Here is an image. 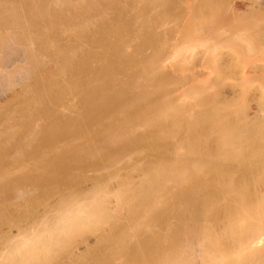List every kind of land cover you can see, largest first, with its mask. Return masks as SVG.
Here are the masks:
<instances>
[{
  "label": "bare ground",
  "instance_id": "obj_1",
  "mask_svg": "<svg viewBox=\"0 0 264 264\" xmlns=\"http://www.w3.org/2000/svg\"><path fill=\"white\" fill-rule=\"evenodd\" d=\"M125 1L122 0L124 5H121V0H0V125L3 124L0 137L2 145L9 141L16 145H12L14 151L10 150L16 153L11 154L14 157L10 165L0 167V264H264V2L253 0L262 6L250 2L242 13L247 14L242 17L250 22L240 27L235 18L221 26L223 20L219 22L214 14L223 10L219 4V10L211 6L214 0L183 1L196 14L208 11L213 15L204 28L210 37H227L224 42L230 39L226 35L234 29L242 33L248 31L253 37L254 63L253 69L250 68L254 73V90L249 91L253 92L251 95L241 90V95H237L242 101L234 103L230 97L236 92L232 91L230 96L223 93L224 96L214 85V90L209 88L211 92L208 88L199 92L195 89L197 96L190 93L188 100L192 102H174L171 96L141 110V105H134L135 98L140 96L137 93V97L131 96L137 92L142 78H138V82L132 74L133 80H126V86L119 82L124 83V88L119 89L114 88L118 81L116 75L128 70L129 64H135L138 77L150 80V74L158 75L167 57L175 54L173 39L203 31L197 27V20H183L182 28L174 25L157 38L150 35L141 41L140 50L147 45L153 48L148 57L139 59L143 56L140 50L138 57L126 55L124 45L134 31L138 13L123 20L129 6ZM129 1L132 7L134 2L132 5ZM142 1L147 4L149 0ZM108 13L112 17L107 21ZM98 21L96 36L92 28ZM160 25L166 28L167 24ZM226 26L234 29L227 32ZM67 39L75 44L67 43ZM84 41L90 45L103 42L101 44L106 46L100 54L94 50L98 53L96 57L103 60L97 69L95 65L94 68L87 66L89 57L95 54L86 53L85 48L89 46L86 44L85 51L81 50ZM182 49L189 50L188 47ZM226 60L227 64L231 63ZM243 71V77H247V71ZM99 76H102L100 85L91 86ZM61 80H66V86ZM7 91H11L12 101L16 100L17 104L11 100L3 102L2 96L5 97ZM74 94L81 97L83 113L74 118L51 119L53 102L62 106L64 97ZM200 94L201 101L191 99ZM127 95L134 100L129 98L130 101ZM101 115L105 117L103 120L99 119ZM43 117L50 118L47 125ZM93 119L99 122L100 132L91 133L87 129V121ZM20 123L24 126L21 134L17 131ZM41 123L45 124L43 128L39 126ZM37 135L40 137L35 140ZM82 137H89L88 142L100 143L104 148L97 152L91 142L87 143L101 157L94 162L91 160L93 164H87L89 158L85 159V154H97L86 144L81 146L85 143ZM77 138L83 142L78 143L79 148L86 149H75L73 144L81 141ZM72 139L77 140L72 143ZM170 140L174 141L170 143ZM139 144L156 149V159L149 158L144 164L137 162L133 166L134 162H129L132 159L127 161L129 166L122 161L127 167L123 168V164L120 167L125 171L118 172L120 167H117L111 174L117 178L116 183L95 177L89 187L82 186V172L74 173L76 176L70 174L67 165L70 159L66 165L61 160L62 155L73 151L79 161L84 160L80 162V169L97 170L100 164L104 168L121 163L128 150H133L130 147ZM27 145L32 148L35 145V148L29 151ZM134 150L132 154L130 151L128 159L133 157ZM54 160H61L63 164H44L55 163ZM105 168L102 172L108 170ZM22 200L29 201V206L23 210ZM6 224L9 231L4 227ZM88 233L93 234L94 239L86 236Z\"/></svg>",
  "mask_w": 264,
  "mask_h": 264
},
{
  "label": "rangeland",
  "instance_id": "obj_2",
  "mask_svg": "<svg viewBox=\"0 0 264 264\" xmlns=\"http://www.w3.org/2000/svg\"><path fill=\"white\" fill-rule=\"evenodd\" d=\"M120 1V0H119ZM124 1V0H123ZM128 1L129 0H126L125 2H127V3H125V5L127 4V5H129L128 6V10L125 12L126 13V15L124 14V17H123V20H127V18L129 19V17L130 18H133L131 15H133V14H137V16H136V18H135V15H134V18H135V23H134V27H133V33L132 34H130L129 36H128V38H130V39H128V38H126V39H128V40H126V45H124L123 47H124V52H125V54L127 55H134V54H136V55H134L135 57H138L139 56V54L140 55H143V56H139L138 58L140 59H144L145 57L144 56H146V57H148V55H150V53H152L153 51H152V47H150V46H145L144 47V49L143 48H141V50L139 49L140 47H142L141 46V41H143L144 39H145V37L146 38H149L148 36H152L153 38H157V37H159V36H161V34H163V30H165V29H168V30H170V28H172L174 25L175 26H181L180 28H182L183 27V20H188V21H192V20H197V23H198V25H197V27L200 29V28H202V29H200L201 31H203L202 33H198V34H194V35H192V36H190V37H187V38H182V39H173L172 41H175V45H176V48H175V54H173V56H171V57H167V59H166V63L164 64L165 66H163V68H161L158 72V75L157 74H155V77H154V74H153V76L150 74V76H149V78H150V80L153 78L154 79V82L155 83H153V79L150 81V80H148V81H145L146 80V78L144 79L143 77H138L139 75H137L136 73H137V68H136V66H135V64H132V65H134V67L131 65V64H129L128 66H127V69L128 70H124V72H122V73H117V74H119V75H116V77L118 78L117 80V84L116 83H114V84H116V85H114V88H115V86L117 87V88H124V87H122V85L125 83V86H126V84H128V82L126 81V80H128V79H132V77L134 78V75H132V74H135L136 75V77L134 78L136 81H138L139 82V79L138 78H142V79H140V87L138 86V88H136V89H138L137 90V92L135 91V92H133V96H131V97H133V98H135V97H137V96H135L136 95V93L138 94V96H140L139 98H135L137 101V103L136 104H134L135 105V107L136 106H139V105H141L142 107H140V109L141 110H143L144 108H146V107H152V106H155L156 105V103L158 102H160L162 99L164 100L166 97V99H168V97H171L172 96V99L174 100V102H179V103H186V102H192V101H188L189 99H190V95L192 94V96H197V90H198V92L201 90V89H203V88H210V89H212V88H214L215 86V89L217 88V90H219L220 89V91H217V92H220V94L222 95L223 93L224 94H226V95H231V92L233 91V92H236L235 93V95H234V93L232 94L233 96H231L230 98H231V100L233 99V102L234 103H236V102H241L242 100L240 99V96L239 95H241V90H243V91H245V93H246V90L248 91L247 92V94H250V92L249 91H251L254 87H252L253 86V84L252 83H254V73H253V70H251V68L250 67H252V69H253V64L252 63H254V49H252L253 48V44H252V41H253V37H251V35H249V32L248 31H245L244 33H242L240 30H236V29H228L229 27L228 26H226V28H227V32L229 31V32H231V30H233L231 33H229V34H227L226 36H228V39L229 40H225L224 42L222 41V40H224L225 38H227V37H225L224 39H215L213 36H211L210 37V35L208 34V33H206V31H204V28H205V26H206V24L205 23H207L208 21H209V19H211L212 20V17L210 18V16H213V15H211L208 11H206V12H202V13H194V11L192 10H189L188 9V5L186 4H184V2H185V0H180V1H178V3H177V1L175 0V1H173V0H163L165 3H163V1H161V0H155V1H153V0H149L150 2H154V3H150L148 0V2H149V4H148V2H146L147 4H145V2H144V4H143V1L142 0H139L138 2H137V0H135V1H133V0H131L132 1V5H133V2H134V5L131 7V5L130 4H128ZM131 1H129V3L131 2ZM182 1V3H180ZM184 1V2H183ZM226 1V2H225ZM254 1H257V0H254ZM254 1L253 0H223V1H221V0H214V1H212L213 3L215 2V4H212L211 3V6L212 5H214L215 6V9H218L219 10V8H220V6H221V8L220 9H222L223 10V13H221L220 11H218V13L216 12V14H214V16H217L218 18L217 19H219L220 21L219 22H221L222 20V22H221V26L223 25V26H225V25H228L231 21L230 20H234V18H235V20L237 21L236 22V24H237V26H239L238 25V23L240 24V27L241 26H243V24L245 25V24H248L249 22H248V20H247V18L245 19V16L244 17H242L243 15H245V14H242L243 12H245V10H247V7L248 6H250V2H251V4L252 3H254ZM259 1V0H258ZM261 1V0H260ZM259 1V2H260ZM263 2H264V0H262ZM261 1V2H262ZM121 2H122V0H121ZM119 2L121 5L123 4L124 5V2ZM172 2V3H171ZM221 2V3H220ZM223 2V3H222ZM243 2V3H242ZM161 3V4H160ZM174 3V4H173ZM217 3V4H216ZM256 3V2H255ZM254 3V4H255ZM258 3V2H257ZM257 3H256V5H257ZM160 4V5H159ZM176 4V5H175ZM178 4H180V6H178ZM182 4V5H181ZM220 6H219V5ZM222 4V5H221ZM259 4V3H258ZM147 5V6H146ZM165 5V6H164ZM169 5V6H168ZM218 7H217V6ZM260 5V4H259ZM258 5V6H259ZM262 5H264V3H262ZM262 5H260V6H262ZM137 6V7H136ZM162 6V7H161ZM178 6V7H177ZM213 6V7H214ZM184 7H185V10H184ZM130 8H132V9H130ZM143 8V9H142ZM147 8V9H146ZM150 8H152V9H150ZM186 8H187V10H186ZM136 9V10H135ZM132 11L133 10V12H130V11ZM135 10V11H134ZM139 10H140V12H141V10H142V12H141V14H140V12H139ZM143 10H145V12L143 11ZM221 10V11H222ZM224 10L226 11V12H224ZM242 12H241V11ZM167 11V12H166ZM217 11V10H216ZM174 12V13H173ZM188 12V13H187ZM208 12V13H207ZM220 12V13H219ZM238 12V13H237ZM240 12V13H239ZM112 13V12H111ZM110 13V14H111ZM175 13H177V15H175ZM180 13H182V15L180 14ZM193 13V14H192ZM225 13V14H224ZM227 13V14H226ZM109 13L106 15V17H105V19L108 21V19H110L111 17H112V15H110ZM129 14V15H128ZM143 14V15H142ZM144 14H145V17H144ZM148 14V15H147ZM168 14H170V15H168ZM196 14V15H195ZM213 14V13H212ZM218 14V15H217ZM108 15H109V17H108ZM173 15H175V16H173ZM180 15V17H181V20H180V17H178ZM193 15V16H192ZM240 15V16H239ZM247 15V14H246ZM111 16V17H110ZM142 16V17H141ZM166 16V17H165ZM169 16V17H168ZM173 16V17H172ZM178 17V18H175V17ZM195 16V17H194ZM224 16H226L225 18H224ZM159 17H160V19H159ZM171 17V18H170ZM224 18V19H220V18ZM233 18V19H231V18ZM250 17L252 18L253 17V15L251 16V14H250ZM166 18V19H165ZM168 18H170V19H168ZM173 18V19H172ZM195 18V19H194ZM215 18V20H217L216 19V17H213V19ZM250 18V19H251ZM137 19H141L139 22L140 23H138V21H137ZM156 19H157V21H156ZM168 19V20H167ZM172 19V20H171ZM175 19V20H174ZM146 22H145V21ZM148 20V21H147ZM161 20V22H162V20H164L162 23H164V24H167L166 25V28H165V25H160V27H159V24H162V23H160V22H158V21H160ZM180 20V21H179ZM227 20V21H226ZM247 20V21H246ZM142 21V22H141ZM166 21V22H165ZM169 21H170V23H169ZM174 22V21H177V22H175V23H173L172 24V26H171V23L172 22ZM185 21V22H186ZM215 22V21H214ZM218 22V21H217ZM224 22V23H223ZM241 22V23H240ZM245 22V23H244ZM99 23V21L97 22V23H95L93 26H95V27H93L92 29V32L94 33V34H96L95 32L97 31V24ZM139 25H138V24ZM142 23V24H141ZM135 24H136V27H135ZM151 24V25H150ZM185 24V23H184ZM220 24V23H219ZM218 24V26H220ZM99 25V24H98ZM148 25V26H147ZM157 26L156 28H155V26ZM140 26V27H139ZM159 27V28H158ZM163 29H162V28ZM170 27V28H169ZM94 28H95V30H94ZM142 28V29H141ZM222 28V27H221ZM225 28V27H224ZM225 28V29H226ZM136 29V30H135ZM157 30V31H156ZM158 30L160 31V32H158ZM236 30V32L238 33V34H236L234 31ZM240 31V32H239ZM149 32V33H148ZM162 32V33H161ZM205 32V33H204ZM226 32V33H227ZM248 32V33H247ZM154 33V34H153ZM156 33V34H155ZM240 33V34H239ZM242 33V34H241ZM111 34V33H110ZM135 34V35H134ZM140 34V35H139ZM145 36H144V35ZM235 34V35H234ZM139 35V36H138ZM156 35V36H155ZM237 35H239V36H237ZM96 36H97V34H96ZM155 36V37H154ZM170 36V35H169ZM137 37V38H136ZM144 37V38H143ZM233 37V38H232ZM112 38H113V36H112ZM133 38H135V39H133ZM170 38V37H169ZM111 39V38H110ZM139 39V40H138ZM63 40H66V39H62L61 41H63ZM72 40V39H71ZM132 42H131V41ZM69 40L67 39V43H69V42H71V41H69ZM218 41H221V42H218ZM128 42V43H127ZM136 42H137V45H136ZM215 42V43H214ZM217 42V43H216ZM72 43V42H71ZM73 43L75 44V41H73ZM72 43V44H73ZM87 43H89V44H87ZM87 43H85V41H84V45H83V43H82V45H81V50L83 51L84 50V48L86 47V45L88 46V47H86L85 48V50H86V53L87 52H91V53H94L95 54V56H93L92 58L91 57H89V62L87 63V66H89V67H91V65H92V67L95 65V69H97L99 66H101V62L103 61H101L100 59H98V57H96V54H100V50H102V51H104L103 49L106 47H104L101 43H103V42H97V43H94V45H90V42H87ZM130 43V44H129ZM177 43V44H176ZM214 43V44H213ZM86 44V45H85ZM93 44V43H92ZM96 44H97V46H96ZM98 44H99V46H100V44H101V47H99L98 46ZM211 44V45H210ZM138 45H139V47H138ZM91 46V47H90ZM138 48H137V47ZM210 46H212V48L209 47ZM136 47V48H135ZM148 47V48H147ZM172 47H174V46H172ZM171 47V48H172ZM184 47H188V49L189 50H185V49H182V48H184ZM90 48V50H88ZM152 48V49H151ZM207 48H208V50H207ZM106 49V48H105ZM126 49V50H125ZM132 49H134V50H132ZM84 50V51H85ZM88 50V51H87ZM94 50H96V52H98V53H95L94 52ZM140 50V51H139ZM102 51H101V54H103L102 53ZM140 53H139V52ZM191 51L193 52L194 51V53H191ZM128 52V53H127ZM85 53V52H84ZM131 53V54H130ZM148 54V55H147ZM193 54V55H192ZM196 54V55H195ZM223 54V55H222ZM225 54V55H224ZM81 55H83L82 53H81ZM84 56H85V54H84ZM83 56V57H84ZM223 56V57H222ZM227 56V57H226ZM134 57V58H135ZM231 57V58H230ZM79 58V57H78ZM138 58H136V60H138ZM86 58L84 57V60H85ZM224 59V60H223ZM226 59H229L230 61H231V63H226L225 62V60ZM83 60V61H84ZM96 60V61H95ZM100 60V61H99ZM229 60H226V61H229ZM87 61V59L85 60V62ZM91 62V63H90ZM221 62V63H220ZM93 63V64H92ZM99 63V64H98ZM226 63V64H225ZM89 64V65H88ZM230 64V65H229ZM226 65V66H225ZM131 66V67H130ZM232 66V67H231ZM128 67H130V68H128ZM165 67V68H164ZM94 68V67H93ZM135 68V69H134ZM245 68V69H244ZM131 71H130V70ZM246 70L247 72H246V75H247V77L245 76V77H243L245 74H243V70ZM249 69V70H248ZM162 71V72H161ZM194 71V72H193ZM249 71V72H248ZM126 72V73H125ZM130 72H131V74H130ZM133 72V73H132ZM136 72V73H135ZM161 72V73H160ZM165 73V74H164ZM248 73V74H247ZM251 73V74H250ZM253 73V74H252ZM116 74V73H115ZM122 74V75H121ZM164 76H163V75ZM195 74V75H194ZM243 74V75H242ZM125 75V76H124ZM162 75V76H161ZM170 77H169V76ZM198 75V76H197ZM128 76V77H127ZM160 76V77H159ZM187 78H186V77ZM249 76V77H248ZM253 76V77H252ZM164 77V78H163ZM226 79H225V78ZM148 78V79H149ZM158 78V79H157ZM159 78H161V79H159ZM242 78H244V79H242ZM249 80H248V79ZM96 79V78H95ZM97 79H98V77H97ZM94 80L93 81V83H92V85L91 86H96V85H100V83H101V79H102V76L100 77L99 76V79L98 80H100V81H98V80ZM170 79V80H169ZM178 79H180L181 81H178ZM104 80V79H103ZM103 80H102V82H103ZM120 80V81H119ZM133 80V79H132ZM132 80H130V81H132ZM132 81V82H134V84H135V82L136 81ZM158 80V81H157ZM160 80V81H159ZM178 81V82H175V81ZM186 80V81H185ZM224 80H226V81H228V82H225ZM247 80V81H246ZM62 81V80H61ZM65 81V82H64ZM96 81V82H95ZM126 81V82H125ZM145 81V83H142V82H144ZM165 81V82H164ZM167 81H169V82H167ZM171 81V82H170ZM174 83H173V82ZM183 81V82H182ZM188 81V82H187ZM220 81V82H219ZM223 81V82H222ZM245 81V82H244ZM250 81H252V82H250ZM65 84H64V83ZM98 82V84H96ZM100 82V83H99ZM119 82H124V83H122V85H121V83H119ZM138 82H136V84L138 83ZM242 84H241V83ZM61 83H63L65 86H66V84H67V82H66V80H63ZM119 83V84H118ZM141 83L144 85V86H142V88H141ZM167 85H166V84ZM169 83V84H168ZM170 83H171V85H170ZM176 83H180V85L179 84H177L176 85ZM184 83H185V85H184ZM212 83H215V84H212ZM62 84V85H63ZM155 84V85H154ZM173 84V85H172ZM219 84V85H218ZM222 84V85H221ZM228 84V85H227ZM235 86H233V85ZM235 84H238V85H235ZM246 84V85H245ZM252 84V85H251ZM69 85V84H68ZM118 85V86H117ZM121 85V86H120ZM153 85H154V87H153ZM215 85V86H214ZM227 85V86H226ZM240 85L242 86V88L240 87ZM249 85V86H248ZM156 86H158V87H156ZM165 86V87H164ZM171 86V87H170ZM210 86H213V87H210ZM220 86V87H219ZM225 86V87H224ZM233 86V87H232ZM237 86V87H236ZM239 86V87H238ZM245 87V89H244V87ZM248 86V87H247ZM162 87H164V89L162 88ZM168 87V88H167ZM176 87V88H175ZM227 87V88H226ZM250 87V88H249ZM147 88V89H146ZM161 88V89H160ZM232 88V89H231ZM248 88V89H247ZM139 89H141V90H139ZM150 89V90H149ZM166 89V90H165ZM195 89H197V90H195ZM209 89V90H210ZM226 89H227V91H226ZM230 89V90H229ZM238 89V90H237ZM16 90H18V88L17 89H14V90H11V91H13V92H11V91H7V92H5L4 93V95H5V97L4 96H2V99L4 100L3 102L4 103H6V102H8V103H10V100L12 101V98L11 97H13V95L11 96V93H15V91ZM150 91L149 93L147 92V91ZM156 90V91H155ZM159 90V91H158ZM170 90V91H169ZM195 90V91H194ZM212 90H214V89H212ZM221 90H222V93H221ZM225 90V91H224ZM254 90V89H253ZM252 90V91H253ZM132 91H133V89H132ZM131 91V92H132ZM138 91H140V94H139V92ZM163 91V92H162ZM192 91H193V93H192ZM237 91H239V92H237ZM11 92V93H10ZM142 92V93H141ZM144 92H145V94H144ZM166 92V93H165ZM167 92H168V94H167ZM196 92V93H195ZM210 92H211V90H210ZM214 92V91H213ZM10 93V95H8V94ZM191 93V94H190ZM239 93V95H237ZM253 92H251V94H252ZM130 94V93H129ZM132 94V93H131ZM154 94V95H153ZM159 94V95H158ZM165 94V95H164ZM223 94V95H224ZM250 94V95H251ZM152 95V96H151ZM157 95H158V97H157ZM161 95V97H159ZM229 95V96H230ZM250 95L248 96V97H250ZM69 96H71V97H73V98H71V97H68V96H65L64 97V99H63V101H65L66 102V104H65V102H63L62 103V106L64 107H62L61 105L60 106H57V105H59V104H57V105H55V103L53 102V104L51 105V106H54L55 108H53V107H51L52 109H53V114H54V116H53V114L52 113H50V114H52L51 115V119H52V117H53V119L54 120H59V118L60 119H64V118H74L75 117V115L77 116H79V114L81 113H83V109L85 110V108H82L83 107V103H82V100H81V97L79 96H77V95H69ZM74 96H76L75 98H74ZM128 97V99L130 98L129 97V95H127ZM135 96V97H134ZM191 96V97H192ZM201 94L200 95H198V98H196V97H192L191 99L193 100L194 98V101H199V99L201 98ZM225 96V95H224ZM228 96V97H229ZM67 97H68V99H67ZM151 97V98H150ZM164 97V98H163ZM203 97V96H202ZM227 97V98H228ZM234 97V98H233ZM237 97H239V98H237ZM70 98V99H69ZM78 98V99H77ZM80 98V99H79ZM146 98V99H145ZM66 99V100H65ZM132 101L134 100V99H132V98H130ZM129 99V100H130ZM139 99H141L140 101H139ZM170 99V98H169ZM198 99V100H197ZM234 99L236 100V99H239V100H237V101H234ZM70 100V101H69ZM81 100V101H80ZM130 100V101H131ZM230 100V99H229ZM200 101H201V99H200ZM14 102V100L11 102V103H13ZM15 102H16V100H15ZM14 102V103H15ZM69 102H71V103H69ZM135 102V101H134ZM146 102V103H145ZM148 102V103H147ZM249 102H250V100H249ZM68 103V104H67ZM74 103V104H73ZM79 103H81V105L79 104ZM140 103H142V104H140ZM145 103V104H144ZM250 103H252V102H250ZM16 104H17V102H16ZM73 104V105H72ZM76 104V105H75ZM150 104H152V105H150ZM155 104V105H154ZM67 105V106H66ZM57 107V108H56ZM66 107V108H65ZM139 107H137V108H139ZM69 108V109H68ZM72 108H74V109H72ZM80 109V110H79ZM75 110V111H74ZM82 110V111H81ZM73 111V112H72ZM194 111V110H193ZM56 112V113H55ZM80 114V115H81ZM99 114H101L100 112H99ZM98 114V115H99ZM1 115H2V113H1ZM64 115V116H63ZM67 115V117H65ZM72 116V117H71ZM100 116V115H99ZM98 116V117H99ZM114 116H116V115H114ZM114 116H112V117H114ZM104 116L103 115H101V117H99V119H101V120H103L102 118H103ZM116 117H118V116H116ZM50 118H48L47 117V120H45L44 119V117H43V119L45 120H43V122H45V124L49 121V119ZM56 118V119H55ZM105 118V117H104ZM114 119V118H113ZM94 120L95 119H93V120H91L90 122L89 121H87V125H86V127H87V129H90V132L92 133H94L95 131V133H97V131H99L100 129V126H98L99 125V122H97V119L95 120V122H94ZM116 120V119H115ZM42 122V121H41ZM42 122V123H43ZM89 122V123H88ZM97 122V123H96ZM42 123H41V125H39V126H41L42 128H43V126L45 125H42ZM92 123V124H91ZM96 123V124H95ZM17 125H19V124H17ZM16 125V126H17ZM47 125V124H46ZM95 125V126H94ZM1 126V128L0 129H2V126H3V124H1L0 125ZM20 126H22V127H20ZM18 127V126H17ZM98 128V129H97ZM41 129V128H40ZM39 129V130H40ZM97 129V130H96ZM21 130H24V126H23V124L22 123H20V125H19V127H18V129H17V131H19L18 133L19 134H21L22 132H21ZM95 130V131H94ZM42 132V130H40L39 131V133H41ZM100 132V131H99ZM98 132V133H99ZM2 137V136H1ZM0 137V138H1ZM38 137H40V135L38 136H36V138H35V140H38ZM90 137H92L91 135H90ZM82 138H84V137H82ZM93 139H94V137H92ZM2 139V140H1ZM0 139V143L3 141V138H1ZM74 139V138H73ZM72 139V140H73ZM78 140H81V138L79 139V138H77ZM77 139H75V140H73V142L72 143H74ZM84 139H85V141H84ZM83 139V141L85 142V143H83L82 142V140L81 141H76V143L75 144H73L74 145V147L76 146V150H77V148H79V145H81L82 143V145L81 146H83V145H85L86 147H89V145L87 144V143H90L91 141H89L88 142V140H91L89 137H86V138H84ZM88 139V140H87ZM92 139V140H93ZM86 140H87V142H86ZM96 140H98L99 141V139L97 138ZM96 140H95V143H97L96 142ZM172 141H174V140H170L169 142L171 143ZM81 142V144H78V143H80ZM9 143V144H8ZM92 143H94V141L93 142H91V146L93 145V147L95 148V150L97 151V152H99L98 150H100L101 148V152L102 151H104V148L103 147H101V146H99L100 145V143H97V145L95 144H92ZM77 144V145H76ZM10 146V148H9V146ZM12 145H14V144H12V142L11 141H9V142H4V144L2 145V143H1V147H0V153L3 155H1L0 154V167H2V166H5V165H7V163L9 164V162L12 160L11 158H13L14 157V155L16 154H14V152H12V151H10V150H12L13 149V151L15 150V147H16V145H14V146H12ZM32 145V144H31ZM31 145H27L26 147L28 148H25V149H27V150H29V151H31V150H33L34 148H35V145L33 146V148L32 147H30ZM88 145V146H87ZM137 145V144H136ZM140 146H141V144H139ZM135 146V145H132L130 148H132L133 150L134 149H136V151L134 150V155H137V156H134L133 155V157L132 156H129V158L130 159H128V155H131L132 153H133V150H130L129 149V147L127 148V149H129L130 151H131V154H129L130 153V151L128 150V154L126 155V157L124 156V160H123V158L122 157H120V159H121V163H119V162H117L116 163V165L114 164V163H112V164H114V165H109V166H104V168L105 169H108V170H110L112 173H109L110 171H104V172H102L103 171V167H102V164H100L99 166H98V168L99 169H94L93 170V168L90 170V168H89V171H87L88 170V168H86L85 170H82V169H80L81 167H80V162L81 161H79L76 157L77 156H75L76 154H75V152H73L72 150L73 149H70L69 150V152H71V153H69L68 154V152L65 154V156L64 155H62L63 156V158H61V160L63 159V161L65 162V165H66V163L68 162V159H70L69 160V162L70 163H68L67 165L69 166V172H70V174H72V175H74V176H76V174L77 175H79V174H81V173H79V172H82V182H81V185L82 186H86V187H89V185H91V183L93 182V180L95 179V177H97V178H107L106 180H109V181H112V183H116V181H117V178L115 177V176H112L113 175V173L114 172H116L117 171V167L119 168L123 163H122V161L124 162V164L125 165H127V166H129V165H131L133 162V164H132V166L134 165V164H137V162H138V164L140 163V164H144L145 162L144 161H148V159L149 158H151V159H156L155 157H156V149H154V151H153V147H151V146H148V144H147V146L145 145V144H142V146L140 147V146ZM144 145V146H143ZM4 146V147H3ZM7 146H8V150H7ZM78 146V147H77ZM80 146V147H81ZM95 146H99V148L98 147H95ZM59 147H62L61 146V143L59 144ZM86 147H83V148H79V149H86ZM143 147V148H142ZM148 147H150V149L148 148ZM166 147V146H165ZM6 150H5V149ZM29 148H31V149H29ZM58 148V147H57ZM89 148H91L92 149V152H96L95 150H93V148L92 147H89ZM98 148V149H97ZM142 150L143 149V152H141L140 150ZM145 148V149H144ZM152 148V149H151ZM2 149V150H1ZM4 149V150H3ZM61 149V148H60ZM59 149V150H60ZM74 149V150H75ZM88 149V148H87ZM91 149L89 150L88 149V152L89 151H91ZM145 150V151H144ZM152 150V151H151ZM2 151V152H1ZM62 151V150H61ZM138 151V152H137ZM10 154H9V153ZM55 152V151H54ZM57 152V151H56ZM95 153V155L97 154V156H88V155H86L85 154V159H87V158H89V159H87V164L89 165L90 163H92L93 164V162H94V160L95 161H97V160H99L98 158H101V157H99V154L98 153ZM136 152V153H135ZM142 154H141V153ZM152 152V153H151ZM138 153V154H137ZM144 153H146V154H144ZM149 153V154H148ZM11 154H14V155H11ZM51 154V153H50ZM152 154V155H151ZM6 155V156H5ZM8 155V156H7ZM66 155H68V157L66 156ZM70 155V156H69ZM72 155V156H71ZM146 155H147V158H146ZM13 156V157H12ZM86 156H88V157H86ZM145 156V157H144ZM152 156V157H151ZM154 156V157H153ZM7 157V158H6ZM73 157V158H72ZM97 157V158H96ZM132 157V158H131ZM138 158V161H136L137 160V158ZM136 160H135V159ZM142 158V160H140ZM6 159H9V161L8 160H6ZM11 159V160H10ZM66 159V160H65ZM71 159H72V161H71ZM125 159H126V161H125ZM132 159V160H131ZM135 161H134V160ZM5 160V161H4ZM61 160H60V162L58 161V160H56V161H58V162H56L55 160V163H51L50 161L49 162H46V163H44V164H47V166H50V164H51V166H53L54 164L55 165H57V164H63V162H61ZM93 162H92V161ZM101 160V159H100ZM129 160H131V161H129ZM4 161V162H3ZM7 161V162H6ZM30 161V160H29ZM29 161H27V163H30ZM52 161V160H51ZM75 161V162H74ZM78 161H79V163H78ZM84 161V160H83ZM82 161V162H83ZM127 161H129L131 164H129L128 165V163L129 162H127ZM12 162V161H11ZM81 162V163H82ZM126 162H127V164H126ZM142 162V163H141ZM48 163H49V165H48ZM86 163V162H85ZM5 164V165H4ZM123 164V165H124ZM10 165V164H9ZM72 165V166H71ZM83 165V164H82ZM124 165V167L123 168H125V167H127V166H125ZM113 166V168H111ZM115 166V167H114ZM76 167V168H75ZM79 167V168H78ZM102 168V170H101V173H99V171H100V169ZM114 168H116V169H114ZM121 168V167H120ZM119 168V171L118 172H124V171H122V169L123 168H121L120 169ZM113 169H114V171H113ZM78 170V171H77ZM82 170V171H81ZM96 170V171H95ZM84 171V172H83ZM74 173H76V174H74ZM79 173V174H78ZM107 173H109V174H107ZM86 174V175H85ZM105 174V175H104ZM112 174V175H111ZM88 175V176H87ZM104 175V176H103ZM109 176V177H108ZM83 177H85L84 179H83ZM92 177V178H91ZM89 180H88V179ZM85 182H84V181ZM87 181V182H86ZM92 181V182H91ZM84 183H86V184H84ZM84 184V185H83ZM21 202H23V203H20V204H22V207H21V209L23 208H27L28 206H29V201H25V200H22ZM224 202V201H223ZM19 209V208H18ZM22 209V210H23ZM20 211V210H19ZM38 211H40V209L38 210ZM4 227H6L5 229H6V231L8 230L9 231V228L7 227V224L6 225H4ZM8 228V229H7ZM16 228H14L13 227V231L15 230ZM86 236H90L91 238H93L94 239V235L93 234H91V233H88V234H86ZM85 236V237H86ZM1 239V238H0ZM0 241H2V239L0 240ZM1 245H2V243L0 242V247H1ZM82 245V244H81ZM262 251H263V253H264V248L262 249Z\"/></svg>",
  "mask_w": 264,
  "mask_h": 264
}]
</instances>
